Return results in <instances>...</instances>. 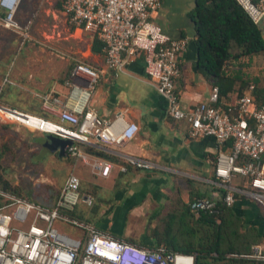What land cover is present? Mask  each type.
Wrapping results in <instances>:
<instances>
[{
	"label": "crops",
	"instance_id": "obj_1",
	"mask_svg": "<svg viewBox=\"0 0 264 264\" xmlns=\"http://www.w3.org/2000/svg\"><path fill=\"white\" fill-rule=\"evenodd\" d=\"M35 2L33 0L25 9V13H30L28 17L17 15L18 22L25 26L48 21L61 26L65 19L62 33L58 35L57 32L49 41L65 42L66 50H58L54 44L55 51L22 50L14 57L12 67L0 72V90L2 93L7 91L6 106L12 108L15 105L13 109L58 121L60 107L54 111L46 109L45 99L59 98L63 105L73 108L75 102L70 93L77 86L89 91L88 106L98 115L108 119L121 116L126 123L137 127L135 137L123 145L99 141L95 145L80 146L83 157L64 155L74 161L72 173L81 178L83 194L93 198L92 205L80 201L75 210L81 221L94 224L114 238L151 247L166 244L162 234L164 239L169 231L178 236L183 229L177 223L171 225L170 220L161 226L162 221L172 217L186 218L190 224V215H184L183 209H188L191 201L200 196L217 201L224 198L223 191L227 189L218 179L215 168L220 149L217 141L214 138L191 139L187 122L171 120L168 101L149 86L152 81L147 75L143 56L130 58L118 74L117 69L107 68L103 45L96 34L69 23L62 9L64 0L49 2V5L42 3L44 7L40 9V3ZM195 8L196 0H161L160 8L152 17L154 24L170 37L189 40L187 49L178 57L181 76L176 83V93L184 111L209 103L214 90L218 89L220 93L221 89L217 81L198 66L197 30L192 17ZM6 16L5 7H0V21ZM259 25L264 36V20ZM261 56L264 57V53L255 56L251 66L243 68V73L258 76L260 88L264 89V71L254 68L259 66ZM47 58H50L48 65L44 64ZM78 62L101 71L92 89L88 88L86 80L72 75ZM233 88L236 92L231 99L220 96L222 105L229 107L240 94V84ZM88 146L98 148L102 154L88 152ZM131 158L148 161L153 168L129 167L126 172L121 171ZM100 161L113 165L106 177L95 166ZM245 180L237 176L231 185L241 186ZM231 208L242 221V231L252 232L254 236L260 234L255 245L264 254L262 203L239 193ZM80 233L76 230L73 234Z\"/></svg>",
	"mask_w": 264,
	"mask_h": 264
},
{
	"label": "built area",
	"instance_id": "obj_2",
	"mask_svg": "<svg viewBox=\"0 0 264 264\" xmlns=\"http://www.w3.org/2000/svg\"><path fill=\"white\" fill-rule=\"evenodd\" d=\"M258 24L264 20V0H237ZM15 7L6 0L0 5L8 12L3 22L8 28H18L14 20ZM161 0H64L62 9L72 26L94 33L103 45L105 64L109 69H121L130 58L143 56L146 72L152 83L169 103V116L174 122H187L191 139L214 138L220 149L216 159V175L227 189L223 202L232 207L237 194L251 197L264 206V104L257 103L256 86L236 100L234 108L220 103L215 89L209 103L184 111L176 93L181 76L178 57L189 44L185 38L174 39L154 24L152 17ZM101 71L83 62L75 64L72 75L87 81L92 89ZM89 91L74 86L70 98L73 108L63 105L59 98L45 99L50 111L60 107L58 121L13 108H0L7 119L40 132L72 141L66 147L70 156L83 157L82 145L104 142L123 145L132 140L138 128L126 123L121 116L101 117L88 106ZM77 97V98H76ZM102 176H108L112 164L100 161L95 165ZM129 167L151 170L148 161L129 159L121 171ZM246 178L241 186L232 180ZM80 201L93 204V198L83 194L81 178L72 173L66 180L56 206H47L28 199L12 198L0 207V264H196L193 255L174 252L164 245L144 247L114 238L94 224L72 219L61 207L75 209ZM196 214L216 216L218 201L200 196L189 203ZM80 231L62 232L59 223ZM254 256L263 259L261 249Z\"/></svg>",
	"mask_w": 264,
	"mask_h": 264
},
{
	"label": "trees",
	"instance_id": "obj_3",
	"mask_svg": "<svg viewBox=\"0 0 264 264\" xmlns=\"http://www.w3.org/2000/svg\"><path fill=\"white\" fill-rule=\"evenodd\" d=\"M192 17L197 30L198 66L217 81L221 88L220 96L231 99L236 92L233 85L240 84V94L230 102L234 108L236 100L244 95V90L255 85L257 103L264 104L260 78L243 73V68L250 67L255 56L264 53V36L260 25L237 0H196ZM42 139H38L41 144ZM87 150L102 154L95 147L88 146ZM223 192L225 196L226 190ZM2 205L0 196V207ZM218 205L220 213L216 216L206 213L196 216L190 207L183 209L186 212L184 215H190V224L186 218L172 217L170 220L172 225V219H176V223L182 227V238L169 231L168 237L164 239L166 244L156 246L164 245L171 251L193 255L196 264H264L263 259L246 256L254 255L257 236L260 237V234L254 236L252 232L242 231L241 219L235 216L231 207H226L223 199L218 201ZM61 212L81 221L75 209L61 207ZM137 245L151 247L142 243Z\"/></svg>",
	"mask_w": 264,
	"mask_h": 264
},
{
	"label": "rangeland",
	"instance_id": "obj_4",
	"mask_svg": "<svg viewBox=\"0 0 264 264\" xmlns=\"http://www.w3.org/2000/svg\"><path fill=\"white\" fill-rule=\"evenodd\" d=\"M32 1L19 0L14 16L18 28H8L5 21H0V63H3V65H0V72L12 67L14 57L22 50L34 49L35 51L47 50L46 52H50V50L55 51L54 44L57 45L58 50H66L65 42L49 41L57 32L60 35L64 30L63 25L66 20L62 17L61 26H54L49 24L48 21L44 23L37 21L35 24L30 23L25 26L18 22L17 15L28 17L30 13H25V9L29 8ZM55 1L36 0L40 3L39 9L44 7L42 3L49 5V2L55 3ZM0 7L2 6L0 5ZM59 31L61 32L59 33ZM5 40L6 42L3 45ZM49 60L50 58H47L44 64L48 65ZM245 62H248V60H245ZM254 68L256 70L263 69L264 71L263 56L259 58V66ZM253 77L259 78L258 76ZM3 92L0 90V108L9 109L6 106L8 103L7 91ZM1 112L0 110V196L2 197V204L17 197L47 206H56L60 201L63 186L73 172L71 168L74 164L73 159L66 156L60 157L58 152L47 151L44 145L38 141L39 138H44L45 134L34 131L15 120H9ZM6 185L8 187L4 188ZM169 220L171 219L166 218V221L161 222V226ZM172 223L175 224L176 219H172ZM59 227L62 232L70 234L76 231L67 224L59 223ZM161 236L164 240L165 235L162 234ZM178 237L182 238V234Z\"/></svg>",
	"mask_w": 264,
	"mask_h": 264
},
{
	"label": "water",
	"instance_id": "obj_5",
	"mask_svg": "<svg viewBox=\"0 0 264 264\" xmlns=\"http://www.w3.org/2000/svg\"><path fill=\"white\" fill-rule=\"evenodd\" d=\"M117 73H122L121 69H117ZM149 86L152 87L160 97L165 98L153 83H150ZM41 142L47 151H50L52 153L58 152L60 157H63L66 154V147L72 144L71 140L62 139L61 137L52 134H46L45 139H42Z\"/></svg>",
	"mask_w": 264,
	"mask_h": 264
},
{
	"label": "bare ground",
	"instance_id": "obj_6",
	"mask_svg": "<svg viewBox=\"0 0 264 264\" xmlns=\"http://www.w3.org/2000/svg\"><path fill=\"white\" fill-rule=\"evenodd\" d=\"M6 3L9 7H15V5L17 4V0H6Z\"/></svg>",
	"mask_w": 264,
	"mask_h": 264
}]
</instances>
